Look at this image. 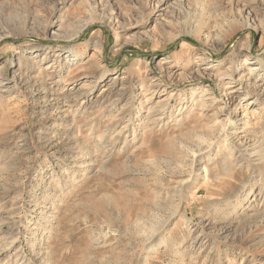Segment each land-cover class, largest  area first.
<instances>
[{
	"label": "rangeland",
	"instance_id": "rangeland-1",
	"mask_svg": "<svg viewBox=\"0 0 264 264\" xmlns=\"http://www.w3.org/2000/svg\"><path fill=\"white\" fill-rule=\"evenodd\" d=\"M0 264H264V0H0Z\"/></svg>",
	"mask_w": 264,
	"mask_h": 264
},
{
	"label": "bare ground",
	"instance_id": "bare-ground-1",
	"mask_svg": "<svg viewBox=\"0 0 264 264\" xmlns=\"http://www.w3.org/2000/svg\"><path fill=\"white\" fill-rule=\"evenodd\" d=\"M97 49V54H100V52H98V48H96ZM101 51V50H100ZM81 55V52L80 51H75V52H73V53H71V57H72V59L74 58H78L79 56Z\"/></svg>",
	"mask_w": 264,
	"mask_h": 264
}]
</instances>
